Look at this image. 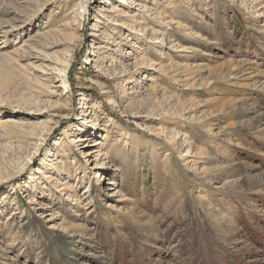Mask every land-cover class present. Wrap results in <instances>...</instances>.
Listing matches in <instances>:
<instances>
[{"label":"rangeland","instance_id":"374dc122","mask_svg":"<svg viewBox=\"0 0 264 264\" xmlns=\"http://www.w3.org/2000/svg\"><path fill=\"white\" fill-rule=\"evenodd\" d=\"M0 264H264V0H0Z\"/></svg>","mask_w":264,"mask_h":264},{"label":"bare ground","instance_id":"6f19581e","mask_svg":"<svg viewBox=\"0 0 264 264\" xmlns=\"http://www.w3.org/2000/svg\"><path fill=\"white\" fill-rule=\"evenodd\" d=\"M83 139V138H82ZM192 157V152L190 151V146L187 148L186 150V154H185V158H187V160L185 161V163H183L184 165L185 164H188L189 162V158Z\"/></svg>","mask_w":264,"mask_h":264}]
</instances>
